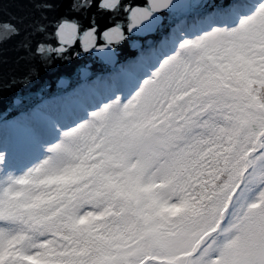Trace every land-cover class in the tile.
I'll return each mask as SVG.
<instances>
[{
    "label": "snow or ice",
    "instance_id": "obj_1",
    "mask_svg": "<svg viewBox=\"0 0 264 264\" xmlns=\"http://www.w3.org/2000/svg\"><path fill=\"white\" fill-rule=\"evenodd\" d=\"M9 5L0 264H264V0Z\"/></svg>",
    "mask_w": 264,
    "mask_h": 264
},
{
    "label": "water",
    "instance_id": "obj_2",
    "mask_svg": "<svg viewBox=\"0 0 264 264\" xmlns=\"http://www.w3.org/2000/svg\"><path fill=\"white\" fill-rule=\"evenodd\" d=\"M17 14V9L14 5H9L5 8L3 12H0V21H10L12 15ZM14 22V21H12ZM20 39V37H14L11 41L4 43L0 48L3 50V58L7 61L3 65V70L5 74H7L11 68L14 66L16 53L14 52V47L16 42ZM131 52L132 50L129 49ZM61 73L65 74L69 77L72 75V66H64L61 69Z\"/></svg>",
    "mask_w": 264,
    "mask_h": 264
}]
</instances>
